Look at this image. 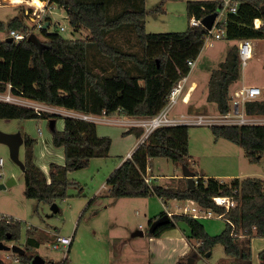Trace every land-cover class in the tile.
I'll list each match as a JSON object with an SVG mask.
<instances>
[{"label": "trees", "instance_id": "obj_1", "mask_svg": "<svg viewBox=\"0 0 264 264\" xmlns=\"http://www.w3.org/2000/svg\"><path fill=\"white\" fill-rule=\"evenodd\" d=\"M62 9L72 30L88 31L85 39L67 40L58 32L39 31L45 38L37 43L0 41V94L9 90L11 95L44 105L64 108L81 115H123L132 118H150L166 105L174 86L185 78L204 45L207 29L190 26L184 32L147 33L145 31L146 0H41ZM222 0L186 1V15L202 19L218 12ZM236 13L229 15L224 25L227 40H264V24L254 27V21L263 19L261 7L264 0H234ZM119 4L111 13L110 8ZM22 11L7 24L0 22V30L31 34ZM116 32L133 34L141 53L124 51L111 43L108 37ZM103 59L104 66L91 65V55ZM238 46L233 45L218 68L210 71L207 82V101L216 104L219 114L230 110V86L239 78ZM248 115L264 116L263 101L244 104ZM51 113L38 114L33 108L0 101V119H55ZM63 129H51L52 145L63 148L64 163L49 164L48 177L33 161L35 140L23 134L24 195L49 205L64 199L67 189L74 184L67 175L83 169L91 159L109 155L111 139L97 134L94 122L76 117H64ZM214 139H226L242 147L251 164L264 156V124L213 125ZM141 127H129L124 134L140 137ZM189 134L187 125L165 126L154 130L129 158L113 170L106 184L108 195L114 199L146 198L156 196L163 201H192L215 214H223L225 227L221 233L209 235L198 219L176 214L171 221L158 227L150 237L159 236L164 230L183 223L187 238L199 245L176 264L194 252L203 256L214 246L220 245L225 256L240 264H250L252 237L264 238V180L259 177H235L220 182L209 177L198 178L193 189L184 183L177 187L148 185L144 181L151 158L162 157L188 167ZM197 174H195L196 176ZM230 196L236 206L225 212L214 204L215 196ZM165 214L161 212L159 216ZM158 216V217H159ZM152 218L149 225L156 219ZM24 225L17 220L0 222V242H15L25 250L19 260L31 262L30 251L38 248L30 228L26 229L23 244H18ZM259 257L264 258V251ZM0 264H3L0 260ZM44 264H53L45 260Z\"/></svg>", "mask_w": 264, "mask_h": 264}, {"label": "rangeland", "instance_id": "obj_2", "mask_svg": "<svg viewBox=\"0 0 264 264\" xmlns=\"http://www.w3.org/2000/svg\"><path fill=\"white\" fill-rule=\"evenodd\" d=\"M13 1L17 0H0V22L7 24L12 18L19 17L22 11L30 10L33 12L34 10L30 6L29 0H20L18 3ZM186 1L209 0H146L145 31L147 33L184 32L189 25L186 15ZM43 2L46 3L42 6L44 7L43 12L38 10L37 13L42 16L43 22L50 21L47 32H58L67 40L87 38L88 31L74 32L72 30L62 9L54 4H47L46 1ZM118 9L119 4L113 3L110 12H116ZM25 23L37 39L44 40L40 31L35 28L31 13L26 14ZM60 26L64 27L63 31L59 30ZM8 34L6 29L0 30V41L8 38ZM108 39L124 51L141 53L133 34L130 32H116L111 34ZM210 41L213 45L208 46L206 43L203 45L171 115L178 116L181 112H186L188 117L219 115L216 104L208 102L206 99L207 84L205 78L208 72L218 68L219 64L224 61L232 43L225 38H211ZM262 48H264V43L259 41L256 44V50L260 52ZM91 65L96 69L100 65L103 67V59L92 54ZM239 73V78L235 82V89L241 87L242 84L264 87V59L261 56L255 55L248 59L246 66L239 68ZM191 79L197 80L200 85L194 100L189 105H184L181 97ZM233 91L234 89L231 90V93ZM21 106L24 105L21 104ZM48 107L50 111L46 112L56 115L54 128L58 131L63 129L59 128L64 124V117H76V115L71 114L74 113L73 111L59 107ZM125 117L127 116L118 114L100 115L103 120L94 121L98 132L109 134L110 148L113 151L106 158L91 159L88 166L83 169L68 172L67 177L74 184L68 187L67 196L64 199L55 202L58 208L56 213L52 212L51 205L25 197L23 171L11 160L8 147L0 143V184H6L9 179L14 180L11 185L0 188V213L11 216L24 225L18 244H23L26 229L32 230L39 246L29 252L32 255L31 263L36 257H42L54 264H60L63 261V250H53L51 247L52 240L56 235L70 236L74 234L73 244L70 251L68 250L66 253L67 260L64 264H107L108 254H110L108 248H111L112 253L116 254L119 247L118 238H131L137 229L148 234L149 221L156 214L166 212L164 204L156 196L120 198L118 200L110 197L105 188L101 187V185H105L107 176L116 169L115 167L126 156L115 154L116 150L126 148L123 139L127 138L128 135H133L134 139L138 138L134 134H124L129 127L118 123L117 120H123ZM50 120L0 119V130L5 133L20 132L21 135L27 134L32 138L30 133L34 132L35 135H38L39 128L41 137H43L47 134L51 135ZM188 134L189 156L187 165L191 171L200 176L199 178L207 175L213 177V175L218 174L221 175L219 178L221 182H229L230 179L226 177L228 175L248 173V176L259 177L264 180V156L259 163L251 164L245 157L242 147L223 138L215 140L209 125L190 124L188 125ZM131 150L128 151L129 154ZM19 157L20 159L23 157L22 146ZM182 166L166 158H151L149 162L150 173L148 174L154 175V182L159 186L172 187L173 184L178 185L179 183L183 185L184 183L180 180L182 178ZM177 175H180L181 178L175 179L174 177ZM175 205H177L176 200L172 201L168 207L170 210H175ZM215 215L212 213L213 217L199 220L209 235L219 234L225 227V219L215 218ZM210 252L211 254L206 259L208 262L222 264L226 261L225 259L230 260L229 257L225 256L220 245L214 246ZM11 254L10 251H0V260L3 264H24L21 260H16L14 256L10 257Z\"/></svg>", "mask_w": 264, "mask_h": 264}, {"label": "built area", "instance_id": "obj_3", "mask_svg": "<svg viewBox=\"0 0 264 264\" xmlns=\"http://www.w3.org/2000/svg\"><path fill=\"white\" fill-rule=\"evenodd\" d=\"M20 0L13 1L18 3ZM234 0H222L221 5L218 8L217 16L213 22L212 28L207 30V34L203 37L204 44L212 46L213 43L210 41L211 38L220 39L224 37L225 30L222 28L227 24L229 20V15L236 13L237 4L233 2ZM34 8L33 12L31 11L32 21L35 23V28L40 30L44 27L47 22L42 21V16L37 13L38 10L43 12V8H37L36 6L30 5ZM29 13V14H30ZM28 15V14H27ZM263 19H257L254 21V27H259L263 25ZM190 26H203L201 19H196L191 17L189 19ZM59 30L63 31L64 27L60 26ZM8 37H11L14 42H20L28 37V34L19 33L15 31H10ZM238 55H239V64L240 67L244 68L247 64L248 59L252 55V47L250 40H242L238 45ZM190 70L194 65V61H188ZM183 81H179L176 86L170 92L167 103L164 108L155 116L150 118H133V119H123L117 120L118 123L128 126V127H141L143 133L140 136V142L142 143L154 130L160 127L165 126H179V125H255V124H264V118L256 117L255 115H248L245 112L244 104L249 101H263L264 102V92L260 87L257 86H242L236 90L230 97V110L226 114H219L213 117L198 115L195 117H188L187 115L180 114L178 116L171 115V111L174 108L177 99L183 89ZM0 101L7 103H12L16 105H24L26 107L33 108L36 113L41 114L46 111H50L47 105H42L31 100H23L22 98L11 95V93L0 94ZM76 115V118H80L86 121H97L99 118L94 115H81V114H72ZM131 154L127 156L129 158ZM149 167L146 169L144 175V181L150 185L152 181V176L148 174ZM195 184H197L198 179H194ZM215 205L223 207L225 212L230 208L236 206V201L230 196H215L212 198ZM175 210H170L169 207H165L166 214L171 218L173 215L180 214L185 216H190L195 219H205L212 216V211L210 209H204L198 204L192 201L181 202L180 204L175 205ZM215 214V213H214ZM217 215V214H216ZM218 216H223L219 214ZM15 220L11 216L0 213V222ZM72 242V236H60L56 235L54 240H52L51 247L53 250H63V261L60 264H64L67 260L66 253ZM12 245V244H11ZM12 253V252H11ZM13 254V253H12ZM16 260H19V255L13 254ZM27 264H32L31 262Z\"/></svg>", "mask_w": 264, "mask_h": 264}, {"label": "crops", "instance_id": "obj_4", "mask_svg": "<svg viewBox=\"0 0 264 264\" xmlns=\"http://www.w3.org/2000/svg\"><path fill=\"white\" fill-rule=\"evenodd\" d=\"M44 4H46V3H44ZM49 25H50V21L47 22V27H46L47 30L49 29ZM44 40H45V38H44ZM44 40H41V41H44ZM228 41L230 43H232L230 48L233 45L238 46L239 43L241 42V41H237V40H228ZM259 41L264 43V40H262V39L250 40L251 47H252L251 58H253L255 55H257L259 57L261 56L264 59V48H262L260 50V52H258L256 50V44ZM190 74H191V70L189 71L188 75L181 80L184 82L183 85H185V82L187 81L188 76ZM209 78H210V72H208V74L205 78L206 84H207ZM199 85H200V83L197 80L191 79L190 84L187 86L185 92L183 93V96L181 97L182 103L184 105H189L194 100V97H195V94L199 88ZM235 85H236V83H234L230 86V90H229L230 96L236 90H238L240 88L239 87V88L235 89V87H234ZM242 86H256V85L242 84L241 87ZM257 87H259V86H257ZM233 89H234V91H233V93H231V90H233ZM261 89L264 92V87ZM183 90H184V86H183L182 92H183ZM182 92L180 93V95L182 94ZM7 93H10L9 90L7 92H5L4 94H7ZM47 107H48V105H47ZM50 108H52V107H50ZM71 114H76V113L74 112ZM180 114L186 115V112H181ZM255 116L260 117V118H264V116H261V115H255ZM97 117L99 118V120H103V118H100V116H97ZM124 119L129 120L132 118L131 117H125ZM63 126H64V124H62L59 129L63 128ZM96 131H97V134L101 137H108V135H109V134H105L102 132H98L97 128H96ZM38 132H39V134H38L39 137H38V135H35L34 132L32 134L30 133L32 138H34V140H35V144L33 146V161L43 171V173L46 175V177H48V170H49V164L50 163H56L59 165H62L64 163L63 148L62 149L54 148V146L52 145V141H51V135L47 134V135H44L43 137H41V134H40L41 130L39 128H38ZM136 139H134L133 135H128L127 138L123 139L125 144H126V148L124 150H122V149L116 150L115 154L120 155V156H124V155H126V156L122 158V160L119 162V164L115 168H117L121 164V162L127 158V156L129 155V153H128L129 150L133 149L130 152V154H132L133 151L138 147V145H140V143H141L140 137H138ZM110 149L111 150L109 151V153L113 151L112 148H110ZM149 173H150V170H149ZM149 175L152 176L151 184H155L154 175H152V174H149ZM248 175H249L248 173L237 174V175L231 174V175H228L226 177L229 178L230 180L235 178V177H238V178L251 177ZM220 176L221 175L215 174V175H213L212 178H215L218 181H220L219 180ZM199 177H200L199 175L195 176L196 179H198ZM107 178H108V176H107ZM174 178L180 179L181 177H180V175H177ZM207 178H209V175L203 177V179H205V180ZM177 186H180V183L178 185L173 184L172 187H177ZM101 187H104L107 193L109 192V187L107 186L106 181H105V185H101ZM172 201H174V200H169L166 202L161 200V202L164 204L165 207L170 205V203ZM176 202H177V204L181 203L177 200H176ZM159 215H160V213L156 214V216H154L153 218L158 217ZM214 217L224 219L223 216H218V214L215 215ZM136 231H142V230L137 229V230H135V232ZM187 233H188L187 227L183 223H177L174 225L173 228H169V229L164 230L157 237H150L143 231V236H133L132 235L131 238H118L117 240L119 242L118 243L119 247H118L116 254H113L112 253L113 251L111 250V248H108V252L110 254H108L107 264H176L179 260L183 259L187 254L190 253V251L194 250L199 245L198 242H196L194 240H189L187 238ZM70 236H72V242H71V245L68 249L69 251H70L72 244H73L74 234H71ZM250 249H251L250 264H264V258L261 259L259 257L260 253L264 251V238L252 237L250 240ZM39 258L43 260V264H44L45 259L42 257H39ZM206 259L207 258L200 256V258H197V261L195 264H214V263L208 262V260H206ZM225 260L226 261L222 264H240L232 258H230V260L228 258Z\"/></svg>", "mask_w": 264, "mask_h": 264}, {"label": "water", "instance_id": "obj_5", "mask_svg": "<svg viewBox=\"0 0 264 264\" xmlns=\"http://www.w3.org/2000/svg\"><path fill=\"white\" fill-rule=\"evenodd\" d=\"M261 11L263 14V21H264V5L261 7ZM217 16V13H211L209 15H206L201 19V23L203 27L207 30H210L212 28L213 22ZM47 24L44 25L43 29H46ZM8 42H12L13 39L11 37H8L5 39ZM27 41H32L34 43H37V38L33 33L29 34L27 37ZM54 119H51L49 122L50 129L54 128ZM0 143L5 144L8 149H9V155L11 160L17 164L22 171H24V164L22 160L19 157V152L20 148L23 145V137L20 132H15V133H5L0 130ZM182 177L186 178V183H187V188L188 189H193L195 187V173L191 171L188 167L182 166ZM14 183L13 179H9L6 184H0V188H4L6 186L11 185ZM51 210L53 213H56L58 211L57 205L53 203L51 205ZM171 221V218L165 213L159 217H157L149 226L148 233H153L158 227L163 226ZM133 236H143V231H136ZM10 251L13 254L17 255H25V250L15 244L8 245L4 242H0V251ZM211 254L210 251L205 253L203 257L207 258ZM198 252L192 253L190 256H188L185 260V264H194L197 257H198ZM32 264H43V260L40 259L39 257H36L35 259L32 260Z\"/></svg>", "mask_w": 264, "mask_h": 264}, {"label": "bare ground", "instance_id": "obj_6", "mask_svg": "<svg viewBox=\"0 0 264 264\" xmlns=\"http://www.w3.org/2000/svg\"><path fill=\"white\" fill-rule=\"evenodd\" d=\"M31 5L36 6L37 8H41L42 6H44V2L41 0H29Z\"/></svg>", "mask_w": 264, "mask_h": 264}]
</instances>
